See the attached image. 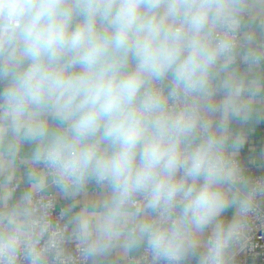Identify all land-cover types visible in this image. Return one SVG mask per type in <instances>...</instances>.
<instances>
[{"label":"clouds","instance_id":"obj_1","mask_svg":"<svg viewBox=\"0 0 264 264\" xmlns=\"http://www.w3.org/2000/svg\"><path fill=\"white\" fill-rule=\"evenodd\" d=\"M0 86V264H230L249 238L264 177L232 125L264 119V0H0Z\"/></svg>","mask_w":264,"mask_h":264},{"label":"crops","instance_id":"obj_2","mask_svg":"<svg viewBox=\"0 0 264 264\" xmlns=\"http://www.w3.org/2000/svg\"><path fill=\"white\" fill-rule=\"evenodd\" d=\"M245 65L241 64V71L245 69ZM2 87V86H0ZM233 130L235 132L244 131L245 132V143L243 147L240 149L238 159L242 167L246 169L250 176L254 174H264V119L254 120L250 125L242 126L236 122H233ZM29 146H25V150H28ZM27 187L26 183L22 182L20 186L17 188L15 195L19 197L22 194L24 188ZM55 191V189H53ZM100 192V189L94 185H89V195H96ZM56 204L58 207H61L63 210L69 206L70 201L64 199L63 197L58 196L56 199ZM82 206L78 204L76 208L72 211H79V208ZM234 209H229L225 215L230 219ZM209 232H205V239L209 235ZM74 242L69 243L68 247L72 250L74 246ZM114 257H109L103 264H111L114 260ZM91 264V262H89ZM185 264H187L185 262ZM189 264H197L196 258H189Z\"/></svg>","mask_w":264,"mask_h":264},{"label":"built area","instance_id":"obj_3","mask_svg":"<svg viewBox=\"0 0 264 264\" xmlns=\"http://www.w3.org/2000/svg\"><path fill=\"white\" fill-rule=\"evenodd\" d=\"M251 177L257 179L264 177V174H254ZM62 211L63 209L56 204L53 215L59 218ZM72 252L75 254V244ZM230 264H264V199L261 200L258 213L253 219L249 238L243 243L242 248H237Z\"/></svg>","mask_w":264,"mask_h":264},{"label":"trees","instance_id":"obj_4","mask_svg":"<svg viewBox=\"0 0 264 264\" xmlns=\"http://www.w3.org/2000/svg\"><path fill=\"white\" fill-rule=\"evenodd\" d=\"M187 264H189V259L186 261Z\"/></svg>","mask_w":264,"mask_h":264}]
</instances>
